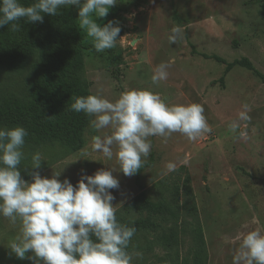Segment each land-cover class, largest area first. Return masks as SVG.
Segmentation results:
<instances>
[{"label":"rangeland","instance_id":"374dc122","mask_svg":"<svg viewBox=\"0 0 264 264\" xmlns=\"http://www.w3.org/2000/svg\"><path fill=\"white\" fill-rule=\"evenodd\" d=\"M20 3L30 6L34 0ZM108 21H119L120 40L99 53L79 28L76 6L62 8L57 16L45 14L42 23L21 20L20 31L0 27V44L54 34L78 36L82 43L79 68L66 74L62 94L45 92L49 83H58L46 76L56 68L48 50H34L20 70L0 67V105L17 104L26 115L25 126L0 124L29 133L22 178L31 183L32 171L47 178L62 172L59 180L75 186L82 170L93 175L116 168L120 187L110 190L112 203L118 221L136 228L128 251L141 253L132 264H193L199 239L205 245L204 264H232L243 235L257 229L264 234V81L240 66L227 68L245 58L264 75V0H117L96 22ZM174 26L183 37L170 44ZM164 62L171 64L169 77L153 85V71ZM131 89L159 93L169 105L201 104L211 131L195 141L179 133L167 140L150 137L142 168L125 176L115 156L107 160L91 152L92 137L110 129L93 132L89 117L71 111L70 104L72 96L97 93L114 102ZM245 103L250 121L242 123L247 137L240 139L228 125ZM84 148L91 152L89 160L76 161ZM36 152L42 154L41 168L24 169ZM168 162L176 164L175 171L166 170ZM140 195L147 206L135 204ZM18 230L0 217V264H32L7 248ZM164 237L172 238L167 243Z\"/></svg>","mask_w":264,"mask_h":264},{"label":"clouds","instance_id":"9594fccd","mask_svg":"<svg viewBox=\"0 0 264 264\" xmlns=\"http://www.w3.org/2000/svg\"><path fill=\"white\" fill-rule=\"evenodd\" d=\"M116 4L117 0H34L24 6L20 0H0V27L11 25V31H20L21 20L42 23L45 14L57 16L62 8L76 6L79 28L99 53L114 48L120 40L119 21H108L103 26L96 22L107 17ZM182 37L181 28L174 26L168 41L177 44ZM170 67L168 62L159 64L151 76L152 84L159 86L166 81ZM72 101L70 110L89 117L93 132L110 129L92 137L91 152L107 160L115 156L118 171L128 177L136 175L149 157L150 137L167 140L179 133L195 141L211 131L201 104L169 105L150 90H125L114 102L100 93L72 96ZM249 111L250 106L243 104L237 118L228 125L237 138L247 137L241 127L250 121ZM28 135L22 126L0 128V217L19 226L18 234L7 245L11 253L32 264H132L133 256L141 253L128 251L136 228L130 226L131 222L118 221L117 206L112 203L115 196L110 190L120 187L113 175L117 169H101L93 175L82 170L75 186L67 178L59 180L62 172L47 178L32 171L29 183L20 171L22 161L27 159L24 146ZM91 152L82 149L76 161L89 160ZM42 163V154L36 152L31 154V166L24 169H40ZM166 170L175 171L176 164L168 162ZM232 264H264V234L260 230L243 235Z\"/></svg>","mask_w":264,"mask_h":264},{"label":"trees","instance_id":"16d2710c","mask_svg":"<svg viewBox=\"0 0 264 264\" xmlns=\"http://www.w3.org/2000/svg\"><path fill=\"white\" fill-rule=\"evenodd\" d=\"M81 40L78 36H60L57 34L50 36H37L34 39L9 40L0 44V67H6L10 70H20L31 53L36 49L48 50L55 55L56 68L48 71L46 76L56 80L57 85L49 83L45 92L54 91L62 94L66 92L65 77L69 70L79 68V59L77 56L81 51ZM234 66L245 68L264 81V75H261L248 59L234 61L228 65L227 69ZM26 115L17 104L0 105V124L26 125ZM135 204L138 207L147 206V200L144 195H140ZM172 238V237H171ZM170 237H164V241L169 243ZM206 259L204 241L199 239L198 248L193 256V264H204Z\"/></svg>","mask_w":264,"mask_h":264}]
</instances>
